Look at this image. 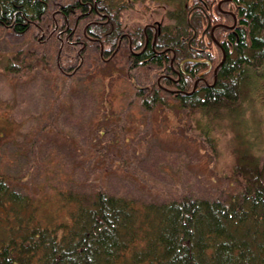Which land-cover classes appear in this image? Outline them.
Returning a JSON list of instances; mask_svg holds the SVG:
<instances>
[{
    "label": "rangeland",
    "instance_id": "rangeland-1",
    "mask_svg": "<svg viewBox=\"0 0 264 264\" xmlns=\"http://www.w3.org/2000/svg\"><path fill=\"white\" fill-rule=\"evenodd\" d=\"M74 1L51 0L41 23L23 34L0 26V172L17 177L20 190L37 204L38 217L67 213L61 205L68 191L87 196L103 188L142 203L238 190L233 168L252 158L264 161V79L255 86L257 97L240 104L241 117L216 122L219 148L213 153L195 126L199 113L186 115L165 70L137 64L118 39L113 58L103 59L99 43L82 36L96 15L75 29L85 45L58 39L64 21L56 11ZM123 2L124 31L173 24L171 11L182 6L181 0ZM75 19L69 18L70 26ZM11 59H22L21 72L6 71ZM157 85L165 107L146 109L143 96ZM131 262L125 257L117 264Z\"/></svg>",
    "mask_w": 264,
    "mask_h": 264
},
{
    "label": "trees",
    "instance_id": "trees-1",
    "mask_svg": "<svg viewBox=\"0 0 264 264\" xmlns=\"http://www.w3.org/2000/svg\"><path fill=\"white\" fill-rule=\"evenodd\" d=\"M50 1L0 0V26L23 34L41 23ZM123 1L75 0L56 12L63 24H69L72 15L73 24H79L93 13L96 21L89 18L86 34L115 44L124 29ZM181 1L182 6L171 11L175 22L162 25L157 34L155 50L151 35L146 52L139 54L145 56L135 61L169 70L165 82L174 87L186 115L199 113L195 126L204 131L200 138L215 153L220 129L216 122L227 115L241 117L240 104L249 95L257 97L255 86L264 79V0L224 1L223 9L236 16L233 27L222 25L233 23L234 17L219 7L220 0ZM137 42L142 48L143 35ZM221 46L226 57L219 65ZM22 63L11 59L6 71L21 72ZM153 89L143 96L142 105L149 110L157 104L165 107L161 85ZM263 165L252 158L233 168L230 176L238 190L225 196L185 193L140 203L103 188L87 196L68 191L61 205L67 213L50 220L38 217L37 204L20 190L16 176L0 172V264H117L125 257L132 264H264Z\"/></svg>",
    "mask_w": 264,
    "mask_h": 264
},
{
    "label": "flooded vegetation",
    "instance_id": "flooded-vegetation-1",
    "mask_svg": "<svg viewBox=\"0 0 264 264\" xmlns=\"http://www.w3.org/2000/svg\"><path fill=\"white\" fill-rule=\"evenodd\" d=\"M229 12V14H231L230 10H226ZM99 17V16H98ZM91 21H96V18L94 19H91ZM57 25L54 26V28L56 27ZM63 26V27H62ZM78 26V24H74V25H69V24H63L61 25V32L62 31H65L67 32V35L65 37L63 36H60L59 33L57 35L58 38L60 39H66L67 41L68 40V37L72 38L70 40V42L72 43H82L83 45H85V40L81 39L79 36H76L75 35V29L76 27ZM71 27L73 29H71ZM87 24L84 26V32L86 31V28H87ZM69 31V32H68ZM140 30H136V31H122V33L120 34V36L118 37V44L117 46H120L122 44V42L125 41L124 44H127L128 45V49H129V56L131 59H141V57L145 56V55H142V56H139V54H144V52H146L147 48H148V42H149V39H150V36L153 35V38H154V41H153V45H152V48L155 50V47H154V43H155V38H156V33L157 32H160L161 31V26L159 27V25L155 24V23H152V24H147L146 26L143 27L142 29V33L140 32V34L138 33ZM91 32V31H90ZM93 33V32H91ZM69 35V36H68ZM143 35V38H144V45L142 48H139V44L137 41L138 39H141ZM73 36H74V39H73ZM85 36L87 37V41L89 42L90 40L91 41H94L96 43H99L100 45V52L103 56V59L105 57V54H108L106 57L107 59H110V58H113V43H107L105 44L103 41H101L98 37L94 36L93 34L91 35H87L86 32H85ZM100 41V42H99ZM116 46V47H117ZM83 48V47H82ZM80 55H81V50H80ZM105 58V60H106ZM143 59H148V58H143ZM173 59V58H172ZM174 70L178 72V70L176 68H174ZM165 71L167 72L165 74L166 77H169L171 75V73L169 72V70L166 68ZM180 76L178 75L177 78H175L176 80H179Z\"/></svg>",
    "mask_w": 264,
    "mask_h": 264
},
{
    "label": "water",
    "instance_id": "water-1",
    "mask_svg": "<svg viewBox=\"0 0 264 264\" xmlns=\"http://www.w3.org/2000/svg\"><path fill=\"white\" fill-rule=\"evenodd\" d=\"M213 31H214V28L212 29V35H213ZM223 59L221 60V62L219 63V65H221L222 63H223V61H224V59H225V57H226V54H225V50L223 49ZM218 65V66H219ZM218 66L215 68V74H216V72H217V69H218Z\"/></svg>",
    "mask_w": 264,
    "mask_h": 264
}]
</instances>
